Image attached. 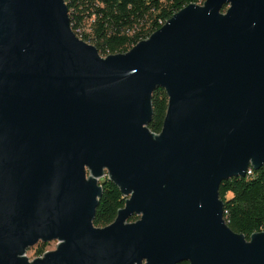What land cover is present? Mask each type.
<instances>
[{"label":"water","instance_id":"obj_1","mask_svg":"<svg viewBox=\"0 0 264 264\" xmlns=\"http://www.w3.org/2000/svg\"><path fill=\"white\" fill-rule=\"evenodd\" d=\"M262 166L264 0L189 4L106 57L63 0H0V264H264V232H232L218 197ZM105 177L125 202L97 228Z\"/></svg>","mask_w":264,"mask_h":264},{"label":"trees","instance_id":"obj_2","mask_svg":"<svg viewBox=\"0 0 264 264\" xmlns=\"http://www.w3.org/2000/svg\"><path fill=\"white\" fill-rule=\"evenodd\" d=\"M68 11L74 35L95 47L101 57L126 53L139 41L147 39L173 14L189 4L201 5L204 0H63ZM153 115L147 129L158 134L167 107L163 89L151 95ZM102 195L92 221L94 227L111 224L125 198L119 189L105 177L100 181ZM218 197L223 203V219L234 233L246 240L254 233L264 232V166L251 169L244 178L222 181ZM132 216L129 221H136ZM45 244L35 249V255L44 254ZM178 264H188L180 262Z\"/></svg>","mask_w":264,"mask_h":264},{"label":"rangeland","instance_id":"obj_3","mask_svg":"<svg viewBox=\"0 0 264 264\" xmlns=\"http://www.w3.org/2000/svg\"><path fill=\"white\" fill-rule=\"evenodd\" d=\"M127 222H133V221H127ZM42 242H38L36 245H34L33 247H30L26 250L25 252V256L28 258L29 261L34 260L35 258L41 257V256H37L35 255V249L37 248L38 245H40ZM45 244V252H50V251H54L56 249L57 246V241H50L47 243H43Z\"/></svg>","mask_w":264,"mask_h":264},{"label":"built area","instance_id":"obj_4","mask_svg":"<svg viewBox=\"0 0 264 264\" xmlns=\"http://www.w3.org/2000/svg\"><path fill=\"white\" fill-rule=\"evenodd\" d=\"M250 173H251V169H248L246 174L249 175Z\"/></svg>","mask_w":264,"mask_h":264}]
</instances>
